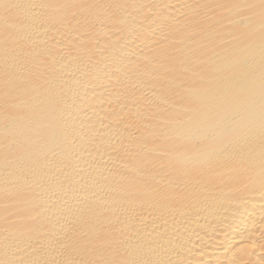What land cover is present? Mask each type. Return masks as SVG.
I'll return each mask as SVG.
<instances>
[{"label":"bare ground","instance_id":"1","mask_svg":"<svg viewBox=\"0 0 264 264\" xmlns=\"http://www.w3.org/2000/svg\"><path fill=\"white\" fill-rule=\"evenodd\" d=\"M0 264H264V0H0Z\"/></svg>","mask_w":264,"mask_h":264}]
</instances>
